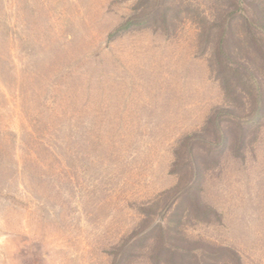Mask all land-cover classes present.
I'll return each instance as SVG.
<instances>
[{
  "label": "rangeland",
  "instance_id": "rangeland-1",
  "mask_svg": "<svg viewBox=\"0 0 264 264\" xmlns=\"http://www.w3.org/2000/svg\"><path fill=\"white\" fill-rule=\"evenodd\" d=\"M249 95L264 0H0V264H264Z\"/></svg>",
  "mask_w": 264,
  "mask_h": 264
},
{
  "label": "trees",
  "instance_id": "trees-1",
  "mask_svg": "<svg viewBox=\"0 0 264 264\" xmlns=\"http://www.w3.org/2000/svg\"><path fill=\"white\" fill-rule=\"evenodd\" d=\"M143 18L144 17H140V16L129 18L126 20L124 25H122V28L126 29L133 25H140L143 22H146L147 20ZM231 69L232 68L230 67H226V70L228 71L229 70L231 71ZM232 74L235 75L234 70L232 71ZM248 100H249V105L251 107L250 112H253V115L251 116H254L255 118H260L264 114V95H249ZM248 120L247 121L242 120L241 117H239V115H237L235 111H233L230 107H218L210 113V115L206 119L204 127L200 131L192 133L189 136L185 137L184 141L186 142L190 141V149H192L191 147L197 144V142L202 141L203 145H201V147L210 151V153L216 150L218 146L221 147L222 150V147H224L228 142L225 132L222 131V124L228 123L232 126L237 127V129L239 130V138L237 140L241 142V140H243L244 138L243 137L244 125H246ZM210 133L214 137V140H216L214 143H208L207 140L205 139V137L210 135ZM184 144L181 145L183 146ZM194 168H195V173L199 174L200 171L199 165H196ZM229 254L223 253L222 255L225 257ZM234 260L238 264H241L239 257L238 255H236V253Z\"/></svg>",
  "mask_w": 264,
  "mask_h": 264
}]
</instances>
